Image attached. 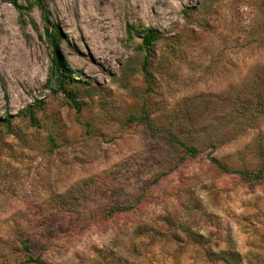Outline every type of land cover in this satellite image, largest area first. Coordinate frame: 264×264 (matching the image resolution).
Returning <instances> with one entry per match:
<instances>
[{
	"label": "rangeland",
	"instance_id": "obj_1",
	"mask_svg": "<svg viewBox=\"0 0 264 264\" xmlns=\"http://www.w3.org/2000/svg\"><path fill=\"white\" fill-rule=\"evenodd\" d=\"M29 1L0 0V244L17 247L26 207L98 175L132 207L56 234L31 252L44 264H264V0H44L78 113L46 83ZM147 28L159 37L145 50ZM127 170L146 177L138 188L111 180Z\"/></svg>",
	"mask_w": 264,
	"mask_h": 264
},
{
	"label": "trees",
	"instance_id": "obj_2",
	"mask_svg": "<svg viewBox=\"0 0 264 264\" xmlns=\"http://www.w3.org/2000/svg\"><path fill=\"white\" fill-rule=\"evenodd\" d=\"M31 5L35 6L40 13L42 34L50 48V68L46 83L49 84L52 82L50 86L51 93H62L63 96L68 99L75 112L78 113L79 105L73 100L71 92L67 90V86L74 82V78L71 76L73 74L72 70L69 68L60 52V30L56 24L49 20L48 14L44 9V0H30L28 7ZM13 6L21 13L23 9L22 6L16 4H13ZM139 33L142 35L139 48L145 50H148L151 43L156 41L159 37L157 31L152 28L140 29ZM142 69H144V67ZM39 107L40 102H38V108ZM249 114L250 118L253 119L258 113L253 110L249 111ZM23 117L28 120L29 126L33 128L38 127L39 122L30 108L23 112ZM141 121L149 131H155L150 124L149 118H143ZM2 122V127H4L6 133H13L12 117L5 114L2 118ZM167 141L170 144L181 147L189 156H193L197 153L194 147L175 140L170 134L167 135ZM211 163L221 169V166L215 160H211ZM132 171L127 170L126 175L119 177L113 176L111 180L119 187L121 183L124 184L125 182H128L130 186L137 187L139 181L145 180L146 177H141L138 172ZM160 177L161 175L154 180H158ZM102 181L101 176H89L73 183L61 194L53 195L38 205L26 207L24 210L26 218L20 219V227H14V232L18 234L21 233L15 240L17 242V247L14 248L13 244H9L10 242L1 243L0 264H6L3 258L6 251L11 249L25 253V262L27 263L44 264L39 257L33 256L31 252L35 249L39 251L44 250L49 244V241L54 238L56 234H60L63 231L68 235L78 234L83 229L95 224L98 220L110 218L132 207V204H128L127 201H122L120 198H117L119 194L117 190L106 195L105 189L101 187ZM144 190L145 186L139 188L141 194L138 195L137 199L141 197ZM100 199L105 200V205L100 206L98 209L95 204ZM79 216L81 218H76Z\"/></svg>",
	"mask_w": 264,
	"mask_h": 264
}]
</instances>
